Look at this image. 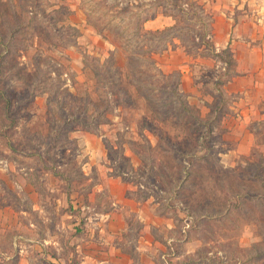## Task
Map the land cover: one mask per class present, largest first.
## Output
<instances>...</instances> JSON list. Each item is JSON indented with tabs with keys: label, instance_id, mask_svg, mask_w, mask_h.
Listing matches in <instances>:
<instances>
[{
	"label": "rangeland",
	"instance_id": "rangeland-1",
	"mask_svg": "<svg viewBox=\"0 0 264 264\" xmlns=\"http://www.w3.org/2000/svg\"><path fill=\"white\" fill-rule=\"evenodd\" d=\"M211 4L0 0V264L18 263L24 235L77 264L73 238L113 205L108 178L154 205L166 264H264V115L240 113L251 101L264 113V91L229 90L247 67L209 33ZM158 14L175 23L141 33ZM127 219L135 257L143 225Z\"/></svg>",
	"mask_w": 264,
	"mask_h": 264
},
{
	"label": "crops",
	"instance_id": "crops-1",
	"mask_svg": "<svg viewBox=\"0 0 264 264\" xmlns=\"http://www.w3.org/2000/svg\"><path fill=\"white\" fill-rule=\"evenodd\" d=\"M195 1L205 2L209 6L212 3L211 7L206 5L210 12L205 8L212 20L209 33L217 38L218 46L228 49L229 45L230 58L235 65L247 67L242 76L238 75L228 81L229 90L235 93L246 91V96L250 92L255 96L258 93L260 96L264 91V0ZM255 1L258 5L253 7L252 4ZM174 23L173 15L158 14L146 20L144 27L161 29ZM219 35H223V39L219 40ZM244 107L240 110L241 114L245 113L254 118L264 115L263 108L258 109L252 101ZM244 120L245 116L241 120L242 124L245 123ZM246 130L248 137L242 140L245 142V148L239 152L247 153L248 148L251 149L255 142L253 133L247 128ZM98 185L100 189L111 192L113 205L107 211H96L88 217L87 232L73 238L78 254L77 264H166L161 249L164 243L149 234L151 226L161 224V218L154 212V205H147L132 199L126 194L129 188L127 184L115 178L102 180ZM36 209L42 211L41 206H37ZM131 213H135L143 225V230L136 239L135 257L127 253L125 249L127 243L125 236L131 226L127 217ZM167 225L172 224L167 221ZM29 226L37 227V224L30 222ZM20 238L26 244L19 250L17 264H41V262L54 264L57 254L54 255L47 247L51 242L56 243L54 238L41 239L28 235L20 236ZM8 259H11V256Z\"/></svg>",
	"mask_w": 264,
	"mask_h": 264
},
{
	"label": "trees",
	"instance_id": "trees-1",
	"mask_svg": "<svg viewBox=\"0 0 264 264\" xmlns=\"http://www.w3.org/2000/svg\"><path fill=\"white\" fill-rule=\"evenodd\" d=\"M148 18L149 17H146V18H144L143 20H142V24H141V33H160V32H162L161 30H153V31H150V30H146L145 29V27H144V22L146 21V20H148ZM5 47H6V45H4ZM155 51L154 50H151L150 51V53H154ZM10 106H11V104H10V99H6V101H5V109H6V111H9L10 110ZM184 108H185V110L189 113V115L190 116H193L196 120H199V122L201 121V123H204L199 117H195L194 115H193V113H191V111L188 109V107L187 106H185V104H184ZM11 121H14V119H12V117H11ZM210 121V120H209ZM209 121H206V123H205V128H206V132H207V135H209L210 133H212V131H213V127L210 125V122ZM174 151V150H173ZM181 154V153H180ZM191 156H194V157H196L197 158V160H199V159H202V160H204L207 156H208V154L207 153H204V154H202V155H196V154H193V155H191ZM191 156H189V157H191ZM252 197H253V195H251ZM251 197V198H252ZM250 198V197H249Z\"/></svg>",
	"mask_w": 264,
	"mask_h": 264
}]
</instances>
